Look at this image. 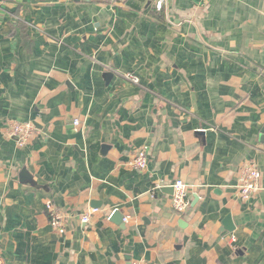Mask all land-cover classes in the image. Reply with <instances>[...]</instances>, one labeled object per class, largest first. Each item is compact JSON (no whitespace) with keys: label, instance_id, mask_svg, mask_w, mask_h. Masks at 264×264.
<instances>
[{"label":"crops","instance_id":"obj_1","mask_svg":"<svg viewBox=\"0 0 264 264\" xmlns=\"http://www.w3.org/2000/svg\"><path fill=\"white\" fill-rule=\"evenodd\" d=\"M263 129L264 0H0V264H264Z\"/></svg>","mask_w":264,"mask_h":264},{"label":"built area","instance_id":"obj_2","mask_svg":"<svg viewBox=\"0 0 264 264\" xmlns=\"http://www.w3.org/2000/svg\"><path fill=\"white\" fill-rule=\"evenodd\" d=\"M117 2H123L125 0H113ZM164 0H155V6L157 9H161ZM126 80L131 83L138 84V77L132 74H126L124 76ZM75 125L79 124L78 120H74ZM7 127L10 136L16 139V144L18 147L24 146L32 133V125L28 122H18L15 120H8ZM148 156L146 149L142 148L137 151L134 159L130 162V166L137 170L145 169L147 167ZM260 171L258 167L253 163H246L241 167L237 175L236 189L238 196L241 200L246 201L251 198L260 188ZM173 194L171 197V207L177 214H184L190 208V198L188 193V186L181 180H176L173 184ZM45 209L49 213V221L51 227L59 234L65 231V225L63 222L62 215L57 211L55 206L51 201L45 204ZM95 209L89 210L87 213L81 216V221L83 223H88L90 219L91 212ZM124 220L127 218L124 217ZM131 264H139L137 261Z\"/></svg>","mask_w":264,"mask_h":264},{"label":"water","instance_id":"obj_3","mask_svg":"<svg viewBox=\"0 0 264 264\" xmlns=\"http://www.w3.org/2000/svg\"><path fill=\"white\" fill-rule=\"evenodd\" d=\"M110 75H111V74H110L109 72H105V77L110 76ZM262 133L264 134V129H263ZM263 140H264V138H263ZM109 220H110L111 222H113V223L119 225L120 227H123V226H124L123 215H122L118 210H114V211L111 213V215H110V217H109ZM226 221H227L228 223H230V225H226V226H227V227H226L227 230H230V228L232 227V225H231L230 217H229V216L226 217Z\"/></svg>","mask_w":264,"mask_h":264}]
</instances>
